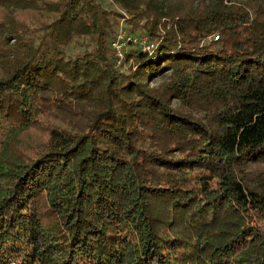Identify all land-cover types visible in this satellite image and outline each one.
<instances>
[{"label": "trees", "instance_id": "1", "mask_svg": "<svg viewBox=\"0 0 264 264\" xmlns=\"http://www.w3.org/2000/svg\"><path fill=\"white\" fill-rule=\"evenodd\" d=\"M111 2L0 0V264H264V0Z\"/></svg>", "mask_w": 264, "mask_h": 264}, {"label": "rangeland", "instance_id": "2", "mask_svg": "<svg viewBox=\"0 0 264 264\" xmlns=\"http://www.w3.org/2000/svg\"><path fill=\"white\" fill-rule=\"evenodd\" d=\"M101 4H103L104 6L107 7H114L117 11H119L122 15L119 16L117 24L115 26V30H116V36L117 33L119 31V29H124L125 26H127V22L126 19L127 17H129V14L122 8H120L117 4L111 2V0H98ZM1 12V9H0ZM16 15L20 18L25 20L26 22L30 21L31 19H40L41 17V13L38 10H19L16 12ZM125 30V29H124ZM81 45L80 42L78 44L73 43L71 45H68L67 49L69 51H75V50H79L81 49ZM126 49H128V45H126L125 47ZM125 49V50H126ZM42 137V134L38 131H27L24 132L23 134H21V138L24 141V143L27 145L31 142H34L35 140H39Z\"/></svg>", "mask_w": 264, "mask_h": 264}, {"label": "built area", "instance_id": "3", "mask_svg": "<svg viewBox=\"0 0 264 264\" xmlns=\"http://www.w3.org/2000/svg\"><path fill=\"white\" fill-rule=\"evenodd\" d=\"M125 29V28H124ZM119 29L117 36L112 38L111 40V47L113 49V53L115 55V63L116 65H119L122 61L124 50L126 49V45L128 40L132 41H139L142 48H149V44H146V37H136L133 35H130L126 32V29Z\"/></svg>", "mask_w": 264, "mask_h": 264}]
</instances>
